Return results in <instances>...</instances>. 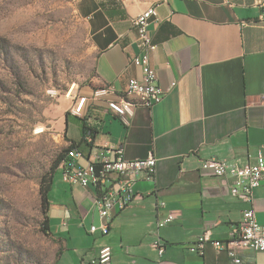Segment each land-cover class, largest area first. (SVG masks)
<instances>
[{"label": "crops", "instance_id": "obj_1", "mask_svg": "<svg viewBox=\"0 0 264 264\" xmlns=\"http://www.w3.org/2000/svg\"><path fill=\"white\" fill-rule=\"evenodd\" d=\"M82 1L97 50L95 77L78 89L86 97L81 111L65 118L66 142L81 153L82 166L119 143L127 159L153 153L156 173L135 180L139 197L114 214L106 234L90 231L101 223L97 189L53 181L46 214L55 264H90L103 246L111 248L107 264H229L211 243L203 254L188 247L207 222L214 224L212 239H229L248 207L231 194V178L204 163L242 165L264 152V0H157L139 8L124 0ZM150 5L159 18L148 26L156 44L150 64L161 86L176 83L161 102L136 106L125 125L107 101L138 99L126 96L128 80L141 75L131 62L138 51L132 19ZM107 86L111 92L93 97ZM254 208L264 224V181L254 189ZM169 214L173 220L163 223ZM157 239L162 255L152 245ZM242 255V264H264V251Z\"/></svg>", "mask_w": 264, "mask_h": 264}, {"label": "rangeland", "instance_id": "obj_2", "mask_svg": "<svg viewBox=\"0 0 264 264\" xmlns=\"http://www.w3.org/2000/svg\"><path fill=\"white\" fill-rule=\"evenodd\" d=\"M124 1L139 8L157 0ZM82 2L0 0V264L55 263L40 187L68 146L65 114L95 77Z\"/></svg>", "mask_w": 264, "mask_h": 264}, {"label": "built area", "instance_id": "obj_3", "mask_svg": "<svg viewBox=\"0 0 264 264\" xmlns=\"http://www.w3.org/2000/svg\"><path fill=\"white\" fill-rule=\"evenodd\" d=\"M158 20L155 5H150L132 19V24L138 34V51L131 57V62L140 68L141 75L128 80L126 96L135 95L138 99L131 101L121 97L107 101L108 110L119 117L125 125H129L136 106L150 107L161 102L176 83L172 81L166 87L161 86L157 80V73L150 64V55L156 49V44L153 42L148 26L151 22ZM72 89L73 86L68 93H71ZM109 92H111L110 87H103L95 90L93 97ZM85 100V96L76 95L72 112L79 113ZM124 150L123 143L107 147L100 150L93 161L82 166L77 163L81 153L74 149V154L67 156L61 163L63 164V175L61 176L63 182L72 186L92 185L97 189L95 205L101 223L99 226L92 225L91 232L99 231L101 234H106L114 214L139 197L133 188L135 180L139 176L151 178L156 173L157 159L153 153L145 158L127 159ZM204 165L217 176L230 177L232 180L231 194L245 201L248 207L243 210L241 221L233 226L229 239H212L211 229L214 224L207 222L202 232L188 248L191 252L203 254L205 244L211 243L216 248L225 251L229 264H242L243 250L264 251V224L257 221L254 208V189L264 181V152L258 150L253 162L242 165L215 158L207 159ZM172 220L173 215L169 214L163 223H169ZM152 245L158 250L159 255L164 253L165 248L159 239L155 240ZM110 259L111 248L103 246L91 257L89 263L107 264Z\"/></svg>", "mask_w": 264, "mask_h": 264}, {"label": "trees", "instance_id": "obj_4", "mask_svg": "<svg viewBox=\"0 0 264 264\" xmlns=\"http://www.w3.org/2000/svg\"><path fill=\"white\" fill-rule=\"evenodd\" d=\"M69 115V112H66L65 118H67ZM74 143L71 142L66 148L62 150V152L58 155L54 167L51 169L49 174L47 176H43L41 180V187H40V193H41V199H42V206L45 211V219L42 222V231L46 234H49L48 232V216H47V209H48V194L52 188L53 185V176L55 174L56 168L60 166V164L67 158V156H70V154L74 151ZM63 167V165L61 166ZM60 167V168H61ZM50 235V234H49ZM58 255V252L56 253ZM55 264V263H54Z\"/></svg>", "mask_w": 264, "mask_h": 264}, {"label": "bare ground", "instance_id": "obj_5", "mask_svg": "<svg viewBox=\"0 0 264 264\" xmlns=\"http://www.w3.org/2000/svg\"><path fill=\"white\" fill-rule=\"evenodd\" d=\"M61 172H62V173H61V176H62V175H63V167H61Z\"/></svg>", "mask_w": 264, "mask_h": 264}]
</instances>
